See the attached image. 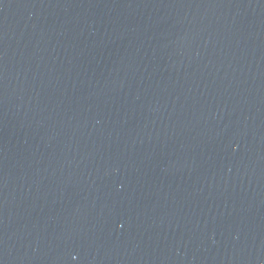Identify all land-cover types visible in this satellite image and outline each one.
Here are the masks:
<instances>
[{"label":"water","instance_id":"95a60500","mask_svg":"<svg viewBox=\"0 0 264 264\" xmlns=\"http://www.w3.org/2000/svg\"><path fill=\"white\" fill-rule=\"evenodd\" d=\"M0 264H264V0H0Z\"/></svg>","mask_w":264,"mask_h":264}]
</instances>
